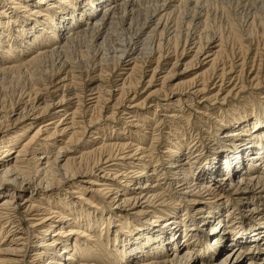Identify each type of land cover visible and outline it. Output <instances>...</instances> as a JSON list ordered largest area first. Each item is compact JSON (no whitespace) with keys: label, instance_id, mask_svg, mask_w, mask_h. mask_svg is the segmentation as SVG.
I'll return each instance as SVG.
<instances>
[{"label":"bare ground","instance_id":"1","mask_svg":"<svg viewBox=\"0 0 264 264\" xmlns=\"http://www.w3.org/2000/svg\"><path fill=\"white\" fill-rule=\"evenodd\" d=\"M217 1L238 0H0V77L22 80L15 98L0 89V264H264V91L256 113L247 99L231 120L202 110L245 93L264 45L228 61L221 38L173 17ZM88 38L89 64L70 60ZM102 120L136 138H104ZM239 200L248 219L230 213Z\"/></svg>","mask_w":264,"mask_h":264},{"label":"rangeland","instance_id":"2","mask_svg":"<svg viewBox=\"0 0 264 264\" xmlns=\"http://www.w3.org/2000/svg\"><path fill=\"white\" fill-rule=\"evenodd\" d=\"M263 1L264 0H261V1L260 0L259 1L258 0H256V1L255 0H238L237 2H233V3H226V2L217 1V3L216 2H211V4L208 3L207 4L208 6L206 5V7H204V9L203 8L202 9L201 8L192 9L191 7H181L179 9V12L176 13L177 15L175 14V16H173V17H174V20L176 19L175 22H176L178 30H181L182 32H184L186 29L187 30L189 29L188 31L190 33L194 32V31L196 33H198V34L202 33L201 34L202 41H204L203 39L207 40V38H210L211 36H215V35H216L215 37L221 38V41L223 43V47L225 48V51H226L227 57H228V61H229V58H231L232 56H235V55L238 56V57L240 56L242 58L245 57V55L248 52L247 51L248 50L247 46L252 47L253 50L257 49L258 51H260L261 47H263V45H264V8H263L264 7L263 6L264 2ZM218 2H220V3H218ZM253 2H255V3L253 4ZM223 3H225V4H223ZM7 7H9V6H7ZM7 7L4 8V9L7 10ZM9 10L10 9H8L7 11L11 12ZM12 11H13V9H12ZM257 12H259V13H257ZM194 16L195 17L196 16L197 17L201 16V17L204 18V19L201 18L199 20L201 25H202L200 28H197L196 26L194 27V25H195V23L197 21L195 20V22H194V20H193L194 18L190 19V18H192ZM254 18H255V20H254ZM2 19H3V17H2ZM12 19H13V17H12ZM191 30H193V31H191ZM251 35H252V37H251ZM181 36L177 37L178 40L175 39L177 42L180 41L178 43L182 42L181 40L183 39L184 34H182ZM89 42H91L90 38H88L84 43L81 42V43H78L75 46H73L72 49L70 50L72 53L69 52L70 58H71V59L70 58L69 59L70 60L80 61V59L82 58V61H84L85 64L88 65L89 62L91 61V58H90L91 57V53L90 52H92V47H91L92 44L90 43L91 44L90 45ZM87 46H89L90 48L87 47ZM240 47H242V48H240ZM86 50H88V51H86ZM84 54H85V56H84ZM84 62H82V63H84ZM258 63H260V62H258ZM258 63H256V65L254 67L257 68L258 67L257 66ZM263 64H264V62H263ZM251 78H252V76H250V77L246 76V77L242 78L241 85L244 87V89H243V90H245L244 94L238 95L236 97H233L231 94H229L228 96L225 97L227 99L225 101H223V102L220 101L221 99H219V100H216L213 104L212 103H208L209 105L208 104L202 105V106H204L203 107L204 109H202V110H207L206 112H208V113L210 112V110H212V113L210 114L211 115V120L212 119L216 120V119H220V118L226 119L228 117V115H230L229 116V120H231V118L234 117L235 114L238 115V110L243 107L244 101H245V99H247V100H252L253 103L256 104V105L253 104V108H252L253 112L256 113L257 111H260L259 109H257V105H259V101H258V103L254 102L253 96H255L256 93H258L260 91L261 92L264 91V68L262 67L261 69H259V73H258V76L256 78H254V79H251ZM256 86H258L257 87L258 91H256V89H254ZM21 87H22V80H20V79L14 78L13 80L10 81V78H4L3 79L2 77H0V89L2 88V90H5L3 92L5 93V97L7 99H10L11 97L15 98V94H12V96H11V92H17L16 89L19 90ZM13 90H15V91H13ZM146 94H144L143 97ZM246 97H248V98H246ZM249 97L250 98L252 97V99H249ZM255 98H259V97H255ZM111 105H112V103L108 104V107L111 108ZM194 106L195 105H193L192 108ZM197 107L198 106H196L195 108H197ZM148 110L151 111L148 114V116H150V117L153 116L152 114H153L154 111H152L151 109H148ZM109 111L111 112V110H105L104 112L108 113ZM112 112H114V111H112ZM142 112H143V114H145V111H139V113H142ZM163 114H165V113L164 112H160V114L157 115V119H159L161 121L162 118H163L161 115H163ZM45 118H47V117H45ZM45 120H47V119H42L40 122H44ZM102 121H99V124H101V125H98L95 128H99L100 129V128L103 127V124H105V125H108V128L114 127V128H112V130L115 131L114 133L110 134V132H109L110 130H108L106 132L104 138L105 137L106 138H113L112 136L117 134V132H122L121 134H124L123 137H125L126 139H132V141H133V139L136 138L134 135L127 134V129H125L124 125L116 126L117 125V121H112L111 120L110 123L106 122V121H103V122ZM189 121H188V125L184 124L182 127L185 128L188 131H192L191 135H190V136H193L192 139H194V137H198V138L199 137L200 138L205 137L204 134H200V133L202 132V130H208L209 124H205L207 120L204 119V120H200V122H199V120H196V119L194 120L193 118H191ZM37 123H39V122H37ZM196 123L199 124V125H197ZM222 123H223L222 125H227V127L231 126V124H229L227 122H222ZM157 125H159V126H157ZM166 125H167V123H164V124L163 123H160V124L157 123V124H155V127H154V125H152L154 127L155 135H157L159 137V139H157L156 143H158V147L157 148L160 149V151L164 150L163 148L167 147V145L164 146L165 142H164V139H163V136H165V133L167 132L166 131L167 130L166 127H168V125L167 126ZM214 127H216V125H214ZM196 128L199 129L198 131L200 133H198ZM216 128L219 129V131L217 132V131L212 130V132L213 133H216V132L217 133H221L224 130L225 126H220L219 125ZM159 130H161V131H159ZM89 131H91V129ZM92 131H94V130H92ZM93 136H94L93 134H90V136L89 135L87 136V134H86L84 139L81 140L80 146L79 147H75V148L76 149L81 148L83 146V143L84 142L85 143L86 142H90L91 141L90 137H93ZM101 137H103V136H101ZM187 137L190 138L189 136H187ZM83 140H84V142H83ZM146 142L147 143L144 144V146H143L145 148L148 147V145H149V142L148 141H146ZM188 142L189 141L187 140L185 142V144L183 145L184 149L188 146ZM136 143L137 142H135V144ZM159 143H161V144H159ZM139 146H140V144H139ZM71 150H73V149H71ZM250 154L251 153H249V155ZM122 163L125 164L126 161H124V162L122 161ZM78 180H85V179L81 178V179H78ZM78 180H75L76 187H78V185H80L81 187H85L86 186L85 184L81 183L82 181H78ZM115 185L119 186L118 183H115L114 187H115ZM79 192L81 193V196H84L85 194H87V193H85V191L83 189H81ZM62 193H64V191L60 192V194H62ZM74 196H77V195H66L67 198H69V199H71V201L75 202L76 199H74ZM241 202H242V200H239V202H235V201L233 203L228 202V204L230 203L229 206H233L232 211L230 212L232 215H236V217H239V218H242V219L245 220V219H248V218H245L244 212L245 211H249L250 208H247V209L240 208L239 209L238 207H239V204H241ZM55 203H57V202L54 200V205H55ZM253 208L257 209V210H260L261 215H262L263 211L260 208H258V207H253ZM176 239H177L176 240V244H178L180 238H176ZM229 240H231V238L225 239L222 242V247L225 246L228 243ZM0 247H4V245H1ZM249 258H250V256L249 257L248 256L245 257V259H242V261H240V264H244L245 262L247 263V260ZM252 260H255V259H251V261ZM255 261H257V260H255Z\"/></svg>","mask_w":264,"mask_h":264}]
</instances>
